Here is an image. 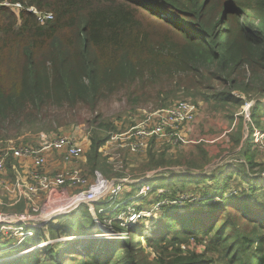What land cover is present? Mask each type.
I'll use <instances>...</instances> for the list:
<instances>
[{"label":"trees","instance_id":"obj_1","mask_svg":"<svg viewBox=\"0 0 264 264\" xmlns=\"http://www.w3.org/2000/svg\"><path fill=\"white\" fill-rule=\"evenodd\" d=\"M5 2L23 9L0 6V130L35 121L50 124L49 115L58 109L70 114L56 121L62 126L73 121L71 114L94 115L102 102L121 96L133 107L151 104L157 110L181 95L227 112L231 120L245 102L254 103L251 124L245 123L247 139L243 125L230 137L244 162L194 176L191 170L202 167L193 158L182 164L185 174L165 171L181 162L147 149V169L154 175L127 185L122 201L114 197L95 204L99 223L105 224L103 209L96 206L107 204L106 221L112 220L113 230L117 224L125 239L56 242L0 264H264V164L255 158L261 152L252 143L253 129L263 128L257 111L264 107V0H0ZM29 7L52 19L38 23L26 12ZM89 125L85 158L95 171L105 161L99 149L116 130L98 115ZM8 166L14 177V163ZM236 178L237 187L230 189ZM142 185L160 193L153 201L143 197L147 206L168 203L158 210L154 229L145 233L143 223L123 228L120 215L115 216ZM191 186L198 196L182 199ZM63 218L67 223L59 237L100 233L85 206ZM39 231L15 251L40 243ZM191 238L202 251L182 249Z\"/></svg>","mask_w":264,"mask_h":264},{"label":"built area","instance_id":"obj_2","mask_svg":"<svg viewBox=\"0 0 264 264\" xmlns=\"http://www.w3.org/2000/svg\"><path fill=\"white\" fill-rule=\"evenodd\" d=\"M0 6L23 9L22 5L18 3L9 4L5 2ZM26 12L32 13L38 23L52 19L50 13L39 12L33 7L27 8ZM197 114L198 109L191 101H178L165 109L154 110L144 117L141 122L137 123L136 127L131 129L132 143L130 147L133 150L140 148L144 151L148 149L150 141L157 142L158 137L161 138L178 129L192 125ZM261 134H264V132H260L256 128L253 129L252 143L257 150L259 149L260 152L264 153V135L261 136ZM110 137L113 138V136ZM257 138L258 141H256ZM108 144L109 140L99 149V152L105 160V165L108 168L110 167L113 174L121 173V166L118 161L107 153ZM89 145L88 142L87 150ZM86 152V150L84 152L81 142L68 135L52 137L51 140L43 142L39 147L19 144L0 150V243L5 245L4 248L0 249V262L22 256L46 245L37 244L19 252L15 251L25 241L35 237V229L47 228L51 221L68 215L81 206L87 208L93 217L95 226H99L98 222L95 223V220L97 221L95 204L106 197L111 200L120 196L123 192V180L116 178L113 185V181L104 178L99 173V176L91 180L87 170H81L75 166V163L81 158L85 160L86 165ZM60 153L63 155V169L54 172H43L44 166L55 158L56 154ZM9 161L14 163L18 171L17 174L13 172L14 177L9 176ZM223 164L225 163H212L207 165L208 167L205 169L213 166L215 168ZM84 172H87L88 175H84ZM185 173L183 172V174ZM191 173L197 176L208 172ZM261 176L264 178V172ZM98 177L101 179H98ZM147 190H149L148 187L145 191L142 190L141 194L144 195ZM160 207L161 204H155L150 209L159 210ZM146 214V212L143 215L129 209V212L124 216L125 219H118L121 222V227L128 228L137 224ZM156 220L150 225L155 224ZM111 223L112 220H107L102 225V229L98 228L99 234L95 233V235L85 237H62L53 240V243L87 240L90 237L94 238V236L123 240L126 233H114ZM152 229L154 228H151L149 232ZM43 235L46 237V231L43 232ZM195 247L196 241L190 239L186 246H182V249L192 250Z\"/></svg>","mask_w":264,"mask_h":264},{"label":"rangeland","instance_id":"obj_3","mask_svg":"<svg viewBox=\"0 0 264 264\" xmlns=\"http://www.w3.org/2000/svg\"><path fill=\"white\" fill-rule=\"evenodd\" d=\"M177 98L170 97L166 103V105H169L170 107L172 104L177 103L178 101H190V98L183 97L181 95H177ZM241 99H246L245 97L241 96ZM264 102V100H262ZM253 101H247V103H244L238 110L234 111L233 119L231 120L230 117L232 115L228 114L227 112L220 111L218 109H214L211 105H208L207 103H204L202 101L197 100L196 107L198 109V114L196 117L195 122L192 125H188L187 127H183L181 129H178L174 132H171L163 137H158V139L155 141H150L148 144V150L150 147H154V152L158 155L161 152H164L166 154L167 159H172L173 161L179 160L181 162V166H171L166 167L161 170L165 171H181L182 173L186 171L185 163L190 162L191 160L200 170L192 169L191 172H198L200 173H206L211 172L214 169V166L207 168L209 163H236V162H244V159L240 157L238 151L233 148L232 142L230 141L231 135L235 134V131L239 129L238 127L243 125V139L244 141L247 139L248 136V128L245 122L251 124L250 121V109L252 107ZM152 105H139L136 107H133L131 102L127 101L126 97L121 96L120 98H111L104 102H102L98 107V112L94 115H91L87 110H81L79 113L71 114L73 121H70L69 123L57 126L56 121L57 120H63V119H69L70 114L62 109L56 110L54 113H51L49 115L50 117V124L44 121L38 122L35 121L33 126L29 125H22L19 126L18 129L14 127L13 125H8L7 128H3L0 130V150H3L4 148L8 146H14L23 144L24 146H35L39 147L42 145L43 142L49 141L52 139V137L55 136H61V135H68L71 138H75L77 141L82 143V148L87 151L88 142L90 143L88 137L90 135L91 127L89 125V121L92 118V116L98 115L100 120H103L107 123H110L116 131L111 134L113 138H109V144H108V150L107 153L114 157L116 161H118V164L121 166V173H112L110 167L107 168L104 164V161L101 160L100 168L99 170L92 171L88 165H85V160L81 158L75 163V166L81 170H87L89 172V178L91 180H94L98 175H102L104 178L113 181L116 178L122 179L123 182V192L122 196H120V200H123L124 195H127L128 188L127 185H135L137 183H144L146 180L150 179L154 175L153 171H148V154L151 151L141 150L140 148H135L133 150L130 145L132 143V139L130 137V131L132 128L136 127V124L141 122L144 117H146L149 113L153 112L156 109H152ZM66 109V108H65ZM260 113L259 117V123L261 126H263L262 129H257L260 132H264V107L260 108L257 111V114ZM44 123V124H41ZM50 125V126H49ZM255 128V127H253ZM259 128V127H258ZM242 133V131H241ZM264 134H261V136ZM260 136V138H261ZM258 141V138L256 139ZM245 143V142H244ZM203 144V145H202ZM90 146V145H89ZM201 147V148H199ZM200 149H202L207 156H210L209 161L204 160L201 156ZM264 149V147H263ZM260 152V150L258 149ZM256 153L255 158L259 162H262L264 164V153ZM210 154V155H209ZM57 156L55 158H58V160L63 163V155L56 154ZM83 157V156H82ZM186 159V160H182ZM54 163H57L56 160H53ZM196 161V162H195ZM211 163V164H212ZM185 164V165H182ZM206 166V167H204ZM195 170V171H193ZM160 171V169H159ZM87 172H84V175H88ZM158 172V171H157ZM86 175V176H87ZM199 176V175H197ZM103 178V179H104ZM98 179H101L98 177ZM102 179V180H103ZM155 179V178H154ZM109 181V182H110ZM237 178L235 181L231 182L230 189H235L237 187ZM202 186V185H200ZM129 187V186H128ZM149 188L147 185H142L140 190L137 192L136 196L131 202L122 203V205L119 206L117 211L115 212L116 215H120V218H124L126 213L129 212V209H132L133 206H141V211L143 215L145 212L147 213L145 217H141L142 219L138 223H143L145 225L144 232L149 230L150 228H154V225H150L152 222H154L156 219H159L158 216V209H150L148 204L145 203V199H148V201H153L155 198H157L160 193L158 191H155L154 193H150L151 190H147L144 195L141 194V191H145L146 188ZM235 187V188H234ZM189 191L186 192L185 196L182 197V199H192L191 197L198 196L197 189L193 188V186L188 188ZM145 197V199L143 198ZM101 201H108L107 197ZM100 201V202H101ZM193 201V200H192ZM168 204L164 201H159L157 203L158 205L162 204ZM155 205V204H154ZM124 206V207H123ZM98 209H103L100 214L103 215L106 211H109V206L107 204L103 205H97ZM4 209V208H2ZM124 209V211L122 210ZM116 210V209H115ZM114 210V211H115ZM156 211V212H155ZM109 215V214H107ZM105 218V215H103ZM64 217V216H63ZM63 217H58L55 220L51 221L48 228H43L39 231V233H42L46 231L47 235L44 238H41V242L38 244H54L53 239L48 236L50 232L58 238L61 235V228H63L66 223L67 219ZM156 220V221H157ZM100 226H95L94 230H97L98 228L102 229V225L100 224L99 220H95V223ZM103 222H106V220H103ZM114 230L120 232V228L117 224H114ZM124 228V227H123ZM94 230L92 232H94ZM58 232V234L56 232ZM114 232V231H113ZM118 233V232H114ZM95 235V234H93ZM142 237V244L144 245L145 238ZM125 239V238H124ZM193 239V238H191ZM15 240V239H13ZM55 240V239H54ZM190 240V239H189ZM86 240H82L81 242H84ZM79 245V244H77ZM5 245L3 243H0V249L4 248ZM197 251L200 252L203 250V247L197 245L194 249L191 251ZM1 257V255H0Z\"/></svg>","mask_w":264,"mask_h":264},{"label":"crops","instance_id":"obj_4","mask_svg":"<svg viewBox=\"0 0 264 264\" xmlns=\"http://www.w3.org/2000/svg\"><path fill=\"white\" fill-rule=\"evenodd\" d=\"M210 155V154H209ZM210 158V156H208ZM53 160H56L57 163H54ZM62 168V163L58 160V158H53L51 159L43 168V172H54V171H59ZM63 169V168H62ZM20 171V170H19ZM18 172V171H17ZM122 196V194L120 195ZM118 196V197H120ZM110 211H106L103 213L105 215L104 220L108 219L107 214H109Z\"/></svg>","mask_w":264,"mask_h":264},{"label":"bare ground","instance_id":"obj_5","mask_svg":"<svg viewBox=\"0 0 264 264\" xmlns=\"http://www.w3.org/2000/svg\"><path fill=\"white\" fill-rule=\"evenodd\" d=\"M32 252V251H31Z\"/></svg>","mask_w":264,"mask_h":264}]
</instances>
